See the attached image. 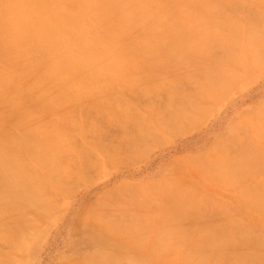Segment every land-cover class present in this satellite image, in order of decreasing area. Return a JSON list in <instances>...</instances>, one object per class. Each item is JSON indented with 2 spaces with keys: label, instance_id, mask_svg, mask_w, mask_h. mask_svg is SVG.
Segmentation results:
<instances>
[{
  "label": "rangeland",
  "instance_id": "374dc122",
  "mask_svg": "<svg viewBox=\"0 0 264 264\" xmlns=\"http://www.w3.org/2000/svg\"><path fill=\"white\" fill-rule=\"evenodd\" d=\"M263 17L0 0V264H264Z\"/></svg>",
  "mask_w": 264,
  "mask_h": 264
},
{
  "label": "bare ground",
  "instance_id": "6f19581e",
  "mask_svg": "<svg viewBox=\"0 0 264 264\" xmlns=\"http://www.w3.org/2000/svg\"><path fill=\"white\" fill-rule=\"evenodd\" d=\"M258 5V4H257ZM256 7V6H255ZM258 7V6H257ZM230 8V7H229ZM259 13V12H258ZM252 18V17H251ZM264 18V17H263ZM255 19V18H254ZM226 20V19H225ZM230 20H232V19H230ZM255 21H257V20H255ZM259 21V20H258ZM227 22V21H226ZM251 22V21H250ZM228 24V23H227ZM258 24V23H257ZM264 25V24H263ZM254 26H255V23H254ZM249 28V27H248ZM248 28H247V30H248ZM258 28V27H257ZM239 30V29H238ZM246 30V31H247ZM250 31V30H249ZM258 31H259V29H258ZM261 32V31H260ZM247 34V33H246ZM237 35V34H236ZM253 38V37H252ZM259 39V38H258ZM248 40V39H247ZM252 42V41H251ZM258 42V41H257ZM253 45V44H252ZM259 45H261V41H260V44ZM259 45H257V48L259 47ZM248 46V45H247ZM253 46H255V45H253ZM250 48H252V47H250ZM256 48V47H255ZM263 48V47H262ZM254 49V48H253ZM258 52V51H257ZM182 53V52H181ZM236 54V53H235ZM251 54V53H250ZM249 54V55H250ZM259 55H260V53H259ZM182 57V56H181ZM207 58H209V57H207ZM178 59V58H177ZM206 59V58H205ZM212 59V58H211ZM215 59V58H214ZM213 59V60H214ZM209 60V59H208ZM238 60V59H237ZM263 60V59H262ZM179 61H182V60H179ZM208 62H210V61H208ZM263 62H264V60H263ZM236 63V62H235ZM259 63V62H258ZM180 64H181V62H180ZM214 64V63H213ZM202 65V64H201ZM192 67V66H191ZM205 67V66H204ZM206 69H207V67H206ZM219 69V68H218ZM225 69V68H224ZM228 69V68H227ZM215 70H217V69H215ZM204 71V70H203ZM219 71V70H218ZM224 71V70H223ZM233 71H234V69H233ZM227 72V71H226ZM215 73V72H214ZM221 73V72H220ZM230 73H231V69H230ZM205 76H206V74H205ZM220 76V75H219ZM222 76V75H221ZM226 76V75H225ZM240 76H241V74H240ZM215 78V77H214ZM219 79V78H218ZM231 79H232V77H231ZM221 82H223V81H221ZM225 82V81H224ZM227 82V81H226ZM222 92V91H221ZM171 102V101H170ZM185 105V104H184ZM176 106V105H175ZM168 107H171V106H168ZM191 107H192V105H191ZM172 108V107H171ZM170 108V110H173V109H171ZM169 109V108H168ZM166 110H167V108H166ZM188 112V111H187ZM189 113H190V111H189ZM184 115V114H183ZM187 116V118H188V115H186ZM190 116V115H189ZM166 117V116H165ZM170 117H171V115H170ZM186 118V119H187ZM174 119V118H173ZM176 119H177V117H176ZM175 119V120H176ZM185 119V120H186ZM190 120V119H189ZM169 122V121H168ZM72 123H74V121L72 122ZM191 124H193V122L191 123ZM30 128V127H29ZM180 130V129H179ZM67 140V139H66ZM14 144V143H13ZM54 146V145H53ZM66 146V145H65ZM81 150H83V149H81ZM80 151V150H79ZM86 154V153H85ZM88 154V153H87ZM77 156H78V154H77ZM82 156V155H81ZM81 156H79V157H81ZM83 156H84V154H83ZM88 156V155H87ZM50 157H52V156H50ZM253 157V156H252ZM63 158V157H62ZM61 159V158H60ZM65 159H67V158H65ZM231 159V158H230ZM251 159V158H250ZM232 161H234V160H232ZM80 163V162H79ZM84 163H85V161H84ZM230 164H232V163H230ZM49 165V164H48ZM76 165V164H75ZM239 165H241V164H239ZM66 166V165H65ZM238 166V165H237ZM243 166V165H242ZM235 168H236V166H235ZM243 169V168H242ZM248 169V168H247ZM245 169H243V171H244ZM242 171V170H241ZM246 171V170H245ZM69 173V172H68ZM240 173V172H239ZM70 175V174H69ZM68 175V176H69ZM15 176V175H14ZM17 177V176H16ZM19 177V176H18ZM13 179H14V177H13ZM20 179V178H19ZM21 180V179H20ZM1 181V180H0ZM11 181H12V179H11ZM15 181V180H14ZM15 184V183H14ZM8 185H10V184H8ZM8 185H6L7 186V188H8ZM16 185V184H15ZM32 185V184H31ZM11 187H12V185H10ZM17 187H18V189H19V185L17 184L16 185ZM29 186V185H28ZM23 187V186H22ZM33 187V186H32ZM14 188H16L15 186H14ZM24 188V187H23ZM27 188V187H26ZM4 189H6V188H4ZM4 189H2L3 191H5ZM29 189H31V188H29ZM1 190V191H2ZM7 190V189H6ZM12 190V189H11ZM16 191H17V189H15ZM25 191V190H24ZM9 192V191H8ZM6 193V192H5ZM14 193L16 194V192L14 191ZM27 193V192H26ZM34 193V192H33ZM36 193V192H35ZM8 194V193H7ZM14 195V194H13ZM22 195H23V193H22ZM18 196V195H17ZM20 196V195H19ZM27 197L28 196H26V199H27ZM36 203V202H35ZM39 203V202H38ZM33 204H34V202H33ZM43 204V203H42ZM6 205H8V204H6ZM30 205V204H29ZM10 206H12V205H10ZM34 206V205H33ZM38 208V207H37ZM42 209V208H41ZM13 210V209H12ZM14 210H16V209H14ZM21 211V210H20ZM18 212V211H17ZM24 213V212H23ZM21 214H22V211H21ZM20 213H19V216L18 217H20V218H22V215H21ZM31 218V217H30ZM24 220V219H23ZM31 221V220H30ZM24 223V222H23ZM15 225H17L16 223H14ZM14 224H12V225H14ZM228 228V227H227ZM8 231H10V230H8ZM218 231V230H217ZM223 231V230H222ZM222 231H221V233H222ZM11 232V231H10ZM220 232V231H219ZM226 232V231H225ZM217 233V232H216ZM10 234V233H9ZM216 235V234H215ZM219 235V234H218ZM218 235H217V237H218ZM224 235V234H223ZM227 235V234H226ZM236 235V234H235ZM211 236V235H210ZM213 236V235H212ZM240 237V236H239ZM18 238V237H17ZM220 238V237H219ZM240 238H242V237H240ZM208 239V238H207ZM216 239H218V238H216ZM232 239V238H231ZM237 239V238H236ZM247 239V238H246ZM18 240V239H17ZM25 240V239H24ZM9 241H11V240H9ZM26 241V240H25ZM211 241V240H210ZM209 241V242H210ZM214 241H216V240H214ZM229 241H230V239H229ZM235 241V240H234ZM27 242V241H26ZM211 242H213V241H211ZM9 244V243H8ZM26 244V243H25ZM230 244H232V243H230ZM238 244H243L242 242H240V243H238ZM36 245H39V243L38 244H36V242L35 241H32L30 244H29V249L30 250H33V247L34 246H36ZM243 245H245V243L243 244ZM7 246V245H6ZM26 246H27V244H26ZM230 246V245H229ZM228 246V248H231V247H229ZM237 246H239V245H237ZM237 246H235V247H237ZM251 246V245H250ZM248 247V246H247ZM245 248V247H244ZM5 249V248H4ZM24 249V248H23ZM232 249V248H231ZM234 249H236V248H234ZM25 250V249H24ZM246 252V251H245ZM241 253V252H240ZM247 253V252H246ZM231 254V253H230ZM249 254V253H248ZM247 254V255H248ZM232 256V255H231ZM233 257H234V254H233ZM247 256H245V258H246ZM227 258V257H226ZM229 258V257H228ZM2 257L0 258V260L2 261ZM7 259V258H6ZM262 259V258H261ZM8 260V259H7ZM229 260V259H228ZM231 260V259H230ZM259 260V259H258ZM263 260H264V258H263ZM0 261V262H1ZM236 261V260H235ZM261 261V260H260ZM3 262V261H2ZM16 262V261H15ZM228 263V262H227ZM236 263V262H235ZM260 263V262H259ZM2 264V263H1ZM5 264V263H4ZM7 264H10V263H7ZM230 264H232V263H230ZM234 264V263H233ZM258 264V263H257Z\"/></svg>",
  "mask_w": 264,
  "mask_h": 264
},
{
  "label": "crops",
  "instance_id": "0c3cea01",
  "mask_svg": "<svg viewBox=\"0 0 264 264\" xmlns=\"http://www.w3.org/2000/svg\"><path fill=\"white\" fill-rule=\"evenodd\" d=\"M43 236H44V235H42L41 238H40L39 240H38V238H37V244L40 243V241L42 240Z\"/></svg>",
  "mask_w": 264,
  "mask_h": 264
}]
</instances>
